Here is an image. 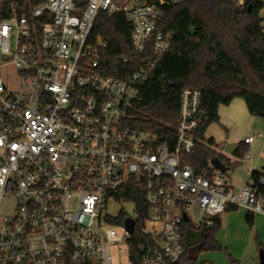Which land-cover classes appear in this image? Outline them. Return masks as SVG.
Segmentation results:
<instances>
[{"label":"built area","instance_id":"1","mask_svg":"<svg viewBox=\"0 0 264 264\" xmlns=\"http://www.w3.org/2000/svg\"><path fill=\"white\" fill-rule=\"evenodd\" d=\"M185 1L0 0V264H113V246L122 264H179L184 225L211 227L230 206L264 215L253 167L235 187L211 159L185 162L199 142V89H182L174 137L129 125L174 39L165 8ZM100 13L129 21L134 62L103 60ZM129 184L146 209L138 222L128 201L133 232L107 213Z\"/></svg>","mask_w":264,"mask_h":264},{"label":"trees","instance_id":"2","mask_svg":"<svg viewBox=\"0 0 264 264\" xmlns=\"http://www.w3.org/2000/svg\"><path fill=\"white\" fill-rule=\"evenodd\" d=\"M263 9L264 2L260 0H244L243 4L238 0H186L167 6L160 26L173 32L174 39L143 86V100L132 113L129 125L152 132L159 140L174 137L180 93L183 88H197L201 91L200 110L205 118L196 132V153L185 162L200 169L207 160L219 157L228 169L235 167L238 162L229 164L228 159L211 148L214 140H206L204 133L209 124L219 120V106L230 104L236 97L244 99L250 114L264 117V19L260 15ZM131 30L124 16L99 14L92 37L107 43L103 56L106 64L114 67L124 57L136 60ZM162 76L169 83L163 84ZM248 149L246 143L240 142L234 155L244 159ZM262 176L263 172H252L258 194L264 197V184L259 182ZM120 197L135 203L138 222L143 223L146 209L142 192L129 184L122 188ZM128 216L121 212L114 222L123 223ZM246 220L251 224L254 216L249 213ZM220 227V219L200 230L184 225V252L179 264H202L198 262L200 252L219 249L216 233Z\"/></svg>","mask_w":264,"mask_h":264},{"label":"rangeland","instance_id":"3","mask_svg":"<svg viewBox=\"0 0 264 264\" xmlns=\"http://www.w3.org/2000/svg\"><path fill=\"white\" fill-rule=\"evenodd\" d=\"M264 2V0H260ZM264 19V9L260 13ZM264 24V21H263ZM219 120L209 124L205 129V139H213L211 148L218 154L226 155L234 160L236 146L248 136L258 132L253 145L248 149L251 161L256 170L264 173V117L249 113L243 98L236 97L228 105H220ZM205 144L206 141H203ZM225 157V156H224ZM249 159H241L232 168L231 182L235 186L242 185L248 178ZM121 212L134 215V206L127 200L116 203L110 201L107 213L118 216ZM250 212L242 206H236L220 215L221 227L216 233V240L221 247L216 250H204L198 254L199 263L207 264H259V252L264 251V215L253 214L250 224L246 216ZM113 264H122L119 257L124 248L113 246L110 249Z\"/></svg>","mask_w":264,"mask_h":264},{"label":"water","instance_id":"4","mask_svg":"<svg viewBox=\"0 0 264 264\" xmlns=\"http://www.w3.org/2000/svg\"><path fill=\"white\" fill-rule=\"evenodd\" d=\"M199 118L201 121L204 120L205 114L203 111L199 112ZM211 161L217 168L221 169L222 171H226L227 167L225 166V164L221 161L219 157H214ZM125 225L130 232H133L134 221L131 218L129 217L126 218ZM259 264H264V251L263 250L259 252Z\"/></svg>","mask_w":264,"mask_h":264},{"label":"crops","instance_id":"5","mask_svg":"<svg viewBox=\"0 0 264 264\" xmlns=\"http://www.w3.org/2000/svg\"><path fill=\"white\" fill-rule=\"evenodd\" d=\"M250 136H251V135H250ZM248 137H249V136H248ZM248 137H247V138H248ZM245 139H246V138H245ZM254 141H255V140H254ZM243 142H244V141H243ZM253 143H254V142H253ZM252 145H253V144H252ZM252 145H251V146H252ZM251 146H250V147H251ZM236 147H237V146H236ZM250 147H249V148H250ZM235 149H236V148H235ZM224 156H225L226 159H228V161L231 160V163L239 162V161L241 160V159H239V158L236 157V156H234V158H233L234 160H232L230 157H228V156H226V155H224ZM247 161H249L248 168H249V167H251V168H252V167H253V168H256L254 162L251 161V159H249V160H247ZM231 170H232V168L230 169V173H231ZM254 170H256V169H254ZM256 171H258V170H256ZM259 172H261V171H259ZM230 173H229V174H230ZM229 176H230V175H229ZM230 179H231V177H230ZM234 186H235V185H234ZM238 186H239V185H238ZM235 187H237V186H235ZM252 215H253V214H252ZM219 219H220V221H221V218H219Z\"/></svg>","mask_w":264,"mask_h":264}]
</instances>
